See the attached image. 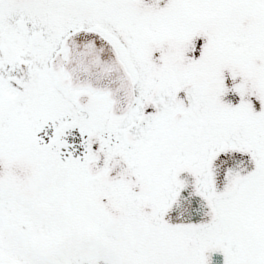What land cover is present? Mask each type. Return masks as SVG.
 <instances>
[{
	"label": "snow or ice",
	"instance_id": "6c2138e0",
	"mask_svg": "<svg viewBox=\"0 0 264 264\" xmlns=\"http://www.w3.org/2000/svg\"><path fill=\"white\" fill-rule=\"evenodd\" d=\"M0 264H264V0H0Z\"/></svg>",
	"mask_w": 264,
	"mask_h": 264
}]
</instances>
